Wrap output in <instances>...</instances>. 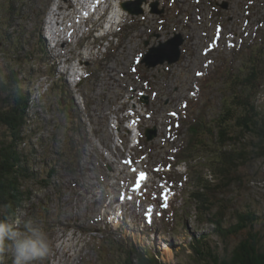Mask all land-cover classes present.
<instances>
[{"label": "rangeland", "instance_id": "374dc122", "mask_svg": "<svg viewBox=\"0 0 264 264\" xmlns=\"http://www.w3.org/2000/svg\"><path fill=\"white\" fill-rule=\"evenodd\" d=\"M137 1L108 0L95 7L102 14L82 19L85 0H0V77L21 71L30 98L18 149L34 178L23 183L31 197L15 220L38 222L50 242L36 264H124L126 252L140 250L163 264H199L197 238L220 258L252 235L264 247V147L253 136L245 144L251 161L211 197L224 228L239 215L258 218L236 235H217L196 208L192 194L221 182L207 154L177 163L189 122L199 113L212 122L242 82L254 81L250 102L264 114V69L254 78L245 67L257 52L264 60V0H142L133 16L122 7ZM178 36L176 63H141ZM148 129L156 131L149 141ZM0 264H14L10 251Z\"/></svg>", "mask_w": 264, "mask_h": 264}, {"label": "trees", "instance_id": "16d2710c", "mask_svg": "<svg viewBox=\"0 0 264 264\" xmlns=\"http://www.w3.org/2000/svg\"><path fill=\"white\" fill-rule=\"evenodd\" d=\"M257 54L258 52L250 55V65L245 66L250 69L249 76L254 78H257L259 69H264V60L258 59ZM23 81L21 71L8 68L2 71L0 77V95L3 96L4 103L0 107V126L6 131L5 137L0 139V208L4 210L0 218L8 215L15 219L24 201L31 197V192L23 183L33 179L34 175L29 170V159L18 149L25 140L23 132L28 123L30 107V98ZM246 81L240 84L231 100L224 101L222 111L212 122L207 123L202 118V113L189 122L185 140L181 148L177 149V163L195 161L199 154L206 153L205 161L208 162L212 177L221 181L215 185L207 180L202 187L203 192L198 190L192 194L197 210L204 211L206 221L215 225L214 232L220 237L236 235L252 227L258 220L254 214L247 213L239 215V221L235 225L224 228L223 218L211 214V197L253 158L245 148L246 138L253 136L257 140L256 147H264V114L256 110L253 101L250 102L254 96V81ZM61 104L71 112L69 104L63 98ZM197 179L199 181L201 176L197 175ZM207 239L197 238L193 242L192 250L197 255L199 264L201 260L202 264H264V247L259 245V239L254 235L241 240L226 258H220L207 247ZM131 254V251L125 253L124 264H163L150 251L140 250V253H135L134 258Z\"/></svg>", "mask_w": 264, "mask_h": 264}, {"label": "clouds", "instance_id": "9594fccd", "mask_svg": "<svg viewBox=\"0 0 264 264\" xmlns=\"http://www.w3.org/2000/svg\"><path fill=\"white\" fill-rule=\"evenodd\" d=\"M9 251L14 264L42 261L50 252V242L43 226L31 220L21 226L18 220L8 215L0 218V254Z\"/></svg>", "mask_w": 264, "mask_h": 264}, {"label": "water", "instance_id": "95a60500", "mask_svg": "<svg viewBox=\"0 0 264 264\" xmlns=\"http://www.w3.org/2000/svg\"><path fill=\"white\" fill-rule=\"evenodd\" d=\"M141 1L138 0L136 3L122 4L123 9H125L130 15H141L143 13L141 9ZM134 7H133V6ZM226 7V5L224 6ZM177 41L169 40L164 45H161L160 48H150L146 54L142 57V64H145L147 68H154L158 65H162L167 62L169 65L176 63L180 57V46L183 43V40L180 36L177 37ZM147 45V43H145ZM159 52H164L163 56H159ZM158 57L157 60L154 58ZM156 135L154 129H148L145 132L146 139L149 141L153 139Z\"/></svg>", "mask_w": 264, "mask_h": 264}, {"label": "bare ground", "instance_id": "6f19581e", "mask_svg": "<svg viewBox=\"0 0 264 264\" xmlns=\"http://www.w3.org/2000/svg\"><path fill=\"white\" fill-rule=\"evenodd\" d=\"M78 1H79V0H78ZM80 1H81V0H80ZM85 1H87L86 5H84V4H80L81 7H78V8H77L78 14H79V16H81V18H82L86 13H88V12H90V13L92 12L91 14H97V13H98L99 15L102 14V12H101L100 10L95 9V7H96L97 4H100L101 10H103V8H104L105 6H104V5L102 6L101 4H102L103 2H104V3H105V2H108V0H95L96 2H95L94 0H85ZM82 2H83V1H82ZM109 2H110V1H109ZM107 5H109V3H108ZM113 5H114V4H113ZM72 6H74V4H72ZM72 6H71V7H72ZM90 6H91V7H90ZM122 6H123V5H122ZM89 7L91 8V10H89V11L86 10V9H89ZM107 7H108V6H107ZM59 8H60V7H59ZM80 8H81V9H80ZM105 8H106V7H105ZM53 9H54V8H53ZM61 9H64V8L61 7ZM59 10H60V9H59ZM80 10H81V11H80ZM104 10H105V9H104ZM124 10H125V9H124ZM53 11H54V10H53ZM93 11H94V12H93ZM108 11H109V10H108ZM117 11H118V10H117ZM119 11H120V13H117V12H116V14H114V12H113V15L117 17V20H119V19H121V18L124 17V15L121 14L122 11H121V10H119ZM62 12H63V11H62ZM109 12H110V11H109ZM90 13H89V14H90ZM57 14H58V13H57ZM64 15H66V14H64ZM121 15H122V16H121ZM58 16H59V15H58ZM61 16H62V15H61ZM86 16H87V15H86ZM90 16H91V15H90ZM90 16H89V17H90ZM120 16H121V18H118V17H120ZM72 18H73V17H72ZM109 18H110V17H109ZM109 18H108V19H109ZM111 18H113V17H111ZM58 19H60V16L58 17ZM78 19H79V18H78ZM82 19H83V18H82ZM111 20H115V24H116L117 20H116L115 18H114V19H109V21H108L109 24L111 23ZM119 21H120V20H119ZM119 21H118V22H119ZM59 22H60V21H58V23H59ZM79 22H80V21H79ZM48 23H49V22H48ZM48 23H47V24H48ZM76 23H77V22H76ZM112 25H113V24H112ZM76 26H77V25H76ZM52 27H53V26H52ZM110 27H111V26H110ZM113 29H114V28H113ZM78 31H79V30H78ZM50 32H51L50 34L53 35V34H56V33L59 34L60 31H59V30L53 31V29L51 28V29H50ZM54 32H55V33H54ZM77 33H78V32H77ZM50 38H51L54 42L58 40V39L56 40L57 37H55V36H51ZM144 90H145V89H144Z\"/></svg>", "mask_w": 264, "mask_h": 264}, {"label": "snow or ice", "instance_id": "6c2138e0", "mask_svg": "<svg viewBox=\"0 0 264 264\" xmlns=\"http://www.w3.org/2000/svg\"><path fill=\"white\" fill-rule=\"evenodd\" d=\"M199 74V73H198ZM145 178V174L144 173H140L139 174V177L137 178V186H138V184H139V181L140 180H142V179H144Z\"/></svg>", "mask_w": 264, "mask_h": 264}]
</instances>
